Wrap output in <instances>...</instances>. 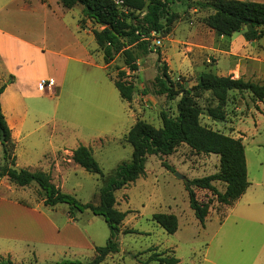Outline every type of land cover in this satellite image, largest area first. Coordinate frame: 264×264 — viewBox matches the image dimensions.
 <instances>
[{"label":"rangeland","instance_id":"374dc122","mask_svg":"<svg viewBox=\"0 0 264 264\" xmlns=\"http://www.w3.org/2000/svg\"><path fill=\"white\" fill-rule=\"evenodd\" d=\"M80 9L81 6L77 7L73 13L78 14ZM172 9L178 19L171 34L156 35L162 45L155 48V42L151 43L152 53L139 60L138 72L131 73L125 67L123 56L117 57L108 69H102L105 62L96 53L94 60L97 67H84L87 74L85 81L77 82L72 74L73 65L70 66L64 90L58 97H52L48 89L42 93L41 88H34V123L44 125L34 134V156H40L48 149L55 125L69 147L91 148L102 170V175L91 174L73 161L70 169L61 175L65 189L62 192L74 196L84 205H98L102 189L110 185L118 166L132 161L133 148L125 140L132 119L124 115L123 108H128V104L114 85L120 71H125L127 80L137 85L138 91L132 106L134 120H143L156 128L162 127L163 111L172 116L177 114L176 106L180 100L178 97L169 102L166 96L156 94L158 88L155 86V78L158 75L159 59L161 65L167 66L178 88L194 87L200 77L199 69L216 75H228L231 72L233 76L237 75L238 57L227 53L230 44L228 39L215 34L214 50L202 57L191 49L193 41L187 39V33L199 25L207 28L204 20L211 11L196 9L184 2H176ZM83 26L101 29L91 27L87 21ZM245 31L246 27L242 33ZM179 40L182 42H177ZM91 48H98L96 41L91 44ZM196 101L204 112L200 118L203 126L227 136L246 135L244 147L248 180L252 186L249 194L253 192L262 203L227 209V206L218 203L212 192L196 188L198 200L210 204L209 214L214 218L202 225L190 208L185 182L216 174L220 169V157L196 154L185 144L170 156H148L145 175L115 192L116 208L128 214L118 236L120 252L108 256L101 264H161L151 260L153 255L176 257L180 260L179 264H264V224L261 219L264 215V111L258 110L257 101L250 92L232 91L226 106L227 119L225 122H217L206 114V109L212 105L210 93H201ZM228 103L230 105L227 110ZM261 108L264 110V106ZM238 109L242 111L238 113ZM240 112L247 116L233 121L232 118ZM21 152L20 148L16 154ZM177 174L183 179L177 177ZM214 185L220 192H225V184L216 182ZM25 191L30 195L32 205L44 199L36 184ZM57 206L62 213L61 219L66 221L69 215L64 217L63 212L67 215L70 206ZM156 214L177 216L178 231L169 234L154 221ZM75 217L85 240L92 245L96 243L95 251L85 250L78 254L70 250L67 256H55L40 264H64V261L89 264L96 257V248L105 247L109 243L111 232L102 217L94 216L90 210L78 212ZM2 263L4 261L0 260Z\"/></svg>","mask_w":264,"mask_h":264},{"label":"trees","instance_id":"16d2710c","mask_svg":"<svg viewBox=\"0 0 264 264\" xmlns=\"http://www.w3.org/2000/svg\"><path fill=\"white\" fill-rule=\"evenodd\" d=\"M122 5L113 0H61L63 6L72 9L83 7L82 25L91 21L101 29L93 30L95 41L102 52L105 64L109 67L117 57L123 56L125 67L136 73L140 70L139 60L152 53L153 34L169 35L178 19L172 6L184 2L203 11H211L204 24L218 37H232L246 27L244 37L247 41H256L264 37V3L238 0H121ZM160 58V53L158 52ZM158 75L155 78L156 94L175 101L178 97L177 114L162 112V127L137 120L126 135V142L133 148L131 162L120 164L110 185L102 189L98 205L82 204L70 194L62 192L52 182V176L44 172H30L16 167L15 145L11 130L2 111L0 101V179L18 187L38 185L44 205L55 207L60 204L70 206L68 215L75 218L76 213L90 210L94 215L104 218L111 232V239L105 247L96 248V257L89 264H101L105 259L120 252L118 236L128 213L116 208L115 192L135 183L145 175L148 156H170L182 144L187 145L196 154L216 155L220 157V169L211 176L188 180L185 189L188 192L190 208L196 219L205 225L210 204L198 200L195 189L212 192L219 204L233 206L249 189L245 147L240 139H234L220 132L213 131L201 124L204 114L196 98L201 93H210L212 105L206 109L207 116L217 122L227 119L226 106L232 91L250 92L253 98L264 103V83H253L233 76L223 77L210 72L203 73L192 88H179L169 75L167 66L157 64ZM125 71H120L114 84L121 98L132 103L138 91L137 86L127 80ZM5 86L0 87V99ZM215 103V104H214ZM4 138V142L2 139ZM72 160L87 172L102 175V170L94 158L91 148L79 146L73 151ZM226 185L225 192H220L214 183ZM154 221L169 234L179 229L177 216L156 214ZM131 233V231H125ZM152 261L161 264H179L176 257L163 258L153 255ZM12 264L11 262H6ZM4 263V264H6ZM3 264V263H2ZM64 264H71L64 262ZM80 264V263H76Z\"/></svg>","mask_w":264,"mask_h":264},{"label":"crops","instance_id":"0c3cea01","mask_svg":"<svg viewBox=\"0 0 264 264\" xmlns=\"http://www.w3.org/2000/svg\"><path fill=\"white\" fill-rule=\"evenodd\" d=\"M238 1L264 3V0ZM79 6L67 9L61 0H0V87L5 86L0 101L15 145L16 167L50 174L53 184L62 191L65 189L61 175L70 169L73 151L78 147H69L64 135L57 132L54 125L48 149L40 156H34V134L44 127L34 123V88H41L42 93L48 89L52 97L59 96L64 90L71 65L75 80L83 82L87 78L84 67H97L95 54H100L104 60L99 48H91L95 41L93 29L97 28L89 29L80 23L83 19L82 6L78 14L73 13ZM87 22L91 27H99L89 20ZM188 38L193 41L191 49L196 55L202 57L214 50L215 32L208 27L199 25L192 28L187 33ZM225 38L230 43L227 53L238 57L239 65H236V77L232 72L219 76L264 83V37L247 41L244 32H239L222 39ZM102 69L106 70L108 66L105 64ZM198 71L199 76L205 73L202 69ZM42 80L50 83V87H42ZM127 104L128 108H123V112L128 119H132L131 129L136 123L133 102ZM256 105L260 112L264 111L261 108L264 103L257 101ZM245 116L240 112L232 119ZM230 137L240 139L244 145L246 135ZM20 148L22 152L16 154ZM28 187H18L7 178L0 179V260L12 264H40L55 256H67L70 250L78 254L85 250L95 251L96 243L92 245L85 240L75 222L77 217L69 218L64 211L63 215L68 219L62 220L58 206H45L44 199L30 204V195L25 191ZM251 187L233 206L262 203L253 192L249 194ZM233 206H227V209ZM212 219L209 214L205 224ZM261 219L264 224V215Z\"/></svg>","mask_w":264,"mask_h":264},{"label":"built area","instance_id":"2783aa9c","mask_svg":"<svg viewBox=\"0 0 264 264\" xmlns=\"http://www.w3.org/2000/svg\"><path fill=\"white\" fill-rule=\"evenodd\" d=\"M113 1H115L117 4H119V5H122L123 4V1H121V0H113ZM152 42H155V48H159L161 45H162V42L159 40V39H157L156 38V34H153V40L151 41V43ZM40 84H41V86L42 87H47V88H49L50 87V83H48L47 81H45V80H42L41 82H40Z\"/></svg>","mask_w":264,"mask_h":264},{"label":"water","instance_id":"95a60500","mask_svg":"<svg viewBox=\"0 0 264 264\" xmlns=\"http://www.w3.org/2000/svg\"><path fill=\"white\" fill-rule=\"evenodd\" d=\"M2 142H4V138L2 139ZM177 177H179L180 179H183V177L180 174H177Z\"/></svg>","mask_w":264,"mask_h":264}]
</instances>
